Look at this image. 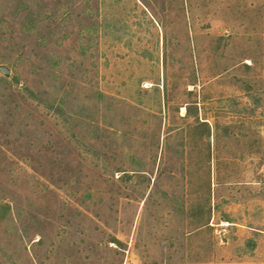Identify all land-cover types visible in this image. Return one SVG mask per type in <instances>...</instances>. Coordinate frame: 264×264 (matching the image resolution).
<instances>
[{
	"label": "rangeland",
	"instance_id": "374dc122",
	"mask_svg": "<svg viewBox=\"0 0 264 264\" xmlns=\"http://www.w3.org/2000/svg\"><path fill=\"white\" fill-rule=\"evenodd\" d=\"M0 264H264V0H0Z\"/></svg>",
	"mask_w": 264,
	"mask_h": 264
}]
</instances>
